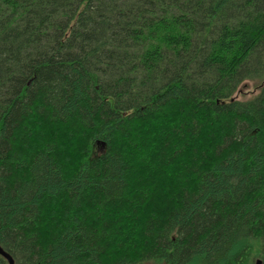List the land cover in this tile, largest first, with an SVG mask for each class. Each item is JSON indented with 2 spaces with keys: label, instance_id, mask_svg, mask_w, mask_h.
I'll return each instance as SVG.
<instances>
[{
  "label": "trees",
  "instance_id": "16d2710c",
  "mask_svg": "<svg viewBox=\"0 0 264 264\" xmlns=\"http://www.w3.org/2000/svg\"><path fill=\"white\" fill-rule=\"evenodd\" d=\"M0 247L264 264V0H0Z\"/></svg>",
  "mask_w": 264,
  "mask_h": 264
},
{
  "label": "rangeland",
  "instance_id": "374dc122",
  "mask_svg": "<svg viewBox=\"0 0 264 264\" xmlns=\"http://www.w3.org/2000/svg\"><path fill=\"white\" fill-rule=\"evenodd\" d=\"M259 85V83L251 81L244 82L236 93L235 99L247 100L254 97L259 92Z\"/></svg>",
  "mask_w": 264,
  "mask_h": 264
},
{
  "label": "water",
  "instance_id": "95a60500",
  "mask_svg": "<svg viewBox=\"0 0 264 264\" xmlns=\"http://www.w3.org/2000/svg\"><path fill=\"white\" fill-rule=\"evenodd\" d=\"M0 256L6 259L9 264H14L13 258L7 252H5L1 247H0ZM257 264H261V261H258Z\"/></svg>",
  "mask_w": 264,
  "mask_h": 264
}]
</instances>
